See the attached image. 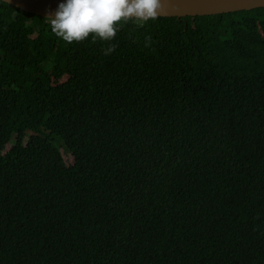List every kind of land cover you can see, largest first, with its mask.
Instances as JSON below:
<instances>
[{
	"label": "trees",
	"instance_id": "16d2710c",
	"mask_svg": "<svg viewBox=\"0 0 264 264\" xmlns=\"http://www.w3.org/2000/svg\"><path fill=\"white\" fill-rule=\"evenodd\" d=\"M111 44L0 0V264H264V8Z\"/></svg>",
	"mask_w": 264,
	"mask_h": 264
},
{
	"label": "clouds",
	"instance_id": "9594fccd",
	"mask_svg": "<svg viewBox=\"0 0 264 264\" xmlns=\"http://www.w3.org/2000/svg\"><path fill=\"white\" fill-rule=\"evenodd\" d=\"M161 0H60L46 11L51 32L62 41L81 43L89 38L108 42L104 55L111 54L122 24L143 25L162 12Z\"/></svg>",
	"mask_w": 264,
	"mask_h": 264
},
{
	"label": "water",
	"instance_id": "95a60500",
	"mask_svg": "<svg viewBox=\"0 0 264 264\" xmlns=\"http://www.w3.org/2000/svg\"><path fill=\"white\" fill-rule=\"evenodd\" d=\"M27 13L46 17L60 0H1ZM162 18L203 17L264 8V0H161Z\"/></svg>",
	"mask_w": 264,
	"mask_h": 264
},
{
	"label": "rangeland",
	"instance_id": "374dc122",
	"mask_svg": "<svg viewBox=\"0 0 264 264\" xmlns=\"http://www.w3.org/2000/svg\"><path fill=\"white\" fill-rule=\"evenodd\" d=\"M55 143H56V145H57L59 148H61L60 144H59L57 141H55ZM60 151H61V153H62V155H63V157H64L66 163H67V164H72V163H73V158L71 157V155L68 154V153H66L63 149H62V150L60 149Z\"/></svg>",
	"mask_w": 264,
	"mask_h": 264
}]
</instances>
